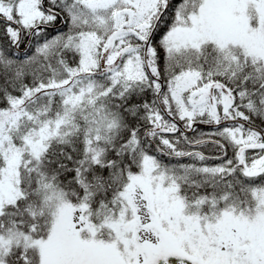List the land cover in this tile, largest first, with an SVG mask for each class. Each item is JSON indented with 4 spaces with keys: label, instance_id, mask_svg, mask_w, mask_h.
<instances>
[{
    "label": "snow or ice",
    "instance_id": "6c2138e0",
    "mask_svg": "<svg viewBox=\"0 0 264 264\" xmlns=\"http://www.w3.org/2000/svg\"><path fill=\"white\" fill-rule=\"evenodd\" d=\"M0 264H264V0H0Z\"/></svg>",
    "mask_w": 264,
    "mask_h": 264
}]
</instances>
